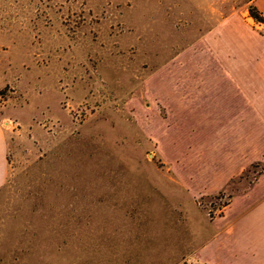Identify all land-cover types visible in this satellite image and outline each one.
<instances>
[{
  "label": "rangeland",
  "instance_id": "obj_1",
  "mask_svg": "<svg viewBox=\"0 0 264 264\" xmlns=\"http://www.w3.org/2000/svg\"><path fill=\"white\" fill-rule=\"evenodd\" d=\"M248 6L0 0V264L241 261L264 206Z\"/></svg>",
  "mask_w": 264,
  "mask_h": 264
},
{
  "label": "crops",
  "instance_id": "obj_2",
  "mask_svg": "<svg viewBox=\"0 0 264 264\" xmlns=\"http://www.w3.org/2000/svg\"><path fill=\"white\" fill-rule=\"evenodd\" d=\"M247 3L249 5H255L262 12L264 16V0H247ZM249 63H252V62H248V64ZM242 64L244 65L245 63L242 61ZM239 74L241 73L239 72ZM252 98L254 99V105L251 107V109L253 108L252 110L253 116H250V115L245 116V111L244 110L241 111L242 114L240 113L241 116H239L237 119L238 127H242V126L244 127L246 125L245 124L246 119H247V122L249 123L254 122V119H256L259 122V117L261 116V103H260L258 96L252 95ZM246 103H247V106H251L252 101H247ZM6 149H7V145H6L4 131L0 127V185L4 183V181L6 180V175H7ZM250 159L252 161L248 162L245 166H243L240 172L241 171L243 172L244 170H246V168L252 162L264 161V157L259 158V159L258 158L257 159L250 158ZM263 177H264V173L258 174L254 182H252V184L249 185V188L246 190V192L243 191L245 192L243 194H246L248 191L253 189L256 183L259 182V180L262 179ZM261 198L264 199V194L262 195ZM230 202L231 201H229L226 204L227 206L226 205L224 206L228 207ZM225 211H226V208L224 209V212ZM223 213L221 215L222 217H223ZM254 218L251 220L252 224L250 222H247L250 225V227H252L251 229L247 228V231L251 230L253 232L252 238L249 239V245L244 244L242 246L240 250V255H239V257H241V261L238 264H264V206L260 207L255 212ZM207 244L208 243L205 242V247L207 246ZM213 262H215V258H213V255H212V257L210 256L208 258V264H212Z\"/></svg>",
  "mask_w": 264,
  "mask_h": 264
},
{
  "label": "trees",
  "instance_id": "obj_3",
  "mask_svg": "<svg viewBox=\"0 0 264 264\" xmlns=\"http://www.w3.org/2000/svg\"><path fill=\"white\" fill-rule=\"evenodd\" d=\"M247 10H248V13H249V16L256 22V23H259V24H262V25H264V16H263V14H262V12L255 6V5H249L248 6V8H247ZM253 163L254 162H252L250 165H249V167L250 166H253ZM248 168V167H247ZM246 168V169H247ZM260 174V173H259ZM252 184V182H250V184L249 185H251ZM231 197V196H230ZM229 197V198H230ZM229 202V201H228ZM227 204V203H226Z\"/></svg>",
  "mask_w": 264,
  "mask_h": 264
}]
</instances>
